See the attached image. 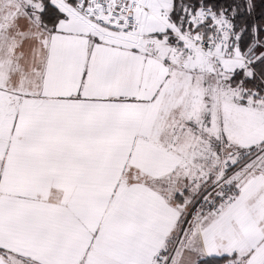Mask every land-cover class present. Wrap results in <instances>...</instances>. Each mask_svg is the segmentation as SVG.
Listing matches in <instances>:
<instances>
[{
	"label": "snow or ice",
	"instance_id": "1",
	"mask_svg": "<svg viewBox=\"0 0 264 264\" xmlns=\"http://www.w3.org/2000/svg\"><path fill=\"white\" fill-rule=\"evenodd\" d=\"M264 264V0H0V264Z\"/></svg>",
	"mask_w": 264,
	"mask_h": 264
},
{
	"label": "trees",
	"instance_id": "2",
	"mask_svg": "<svg viewBox=\"0 0 264 264\" xmlns=\"http://www.w3.org/2000/svg\"><path fill=\"white\" fill-rule=\"evenodd\" d=\"M223 259L217 256H213L210 258H202L200 260V264H223Z\"/></svg>",
	"mask_w": 264,
	"mask_h": 264
},
{
	"label": "crops",
	"instance_id": "3",
	"mask_svg": "<svg viewBox=\"0 0 264 264\" xmlns=\"http://www.w3.org/2000/svg\"><path fill=\"white\" fill-rule=\"evenodd\" d=\"M210 257H213V256H205V257H202V258H210ZM202 258H201V259H202Z\"/></svg>",
	"mask_w": 264,
	"mask_h": 264
},
{
	"label": "built area",
	"instance_id": "4",
	"mask_svg": "<svg viewBox=\"0 0 264 264\" xmlns=\"http://www.w3.org/2000/svg\"><path fill=\"white\" fill-rule=\"evenodd\" d=\"M224 264V263H223Z\"/></svg>",
	"mask_w": 264,
	"mask_h": 264
}]
</instances>
